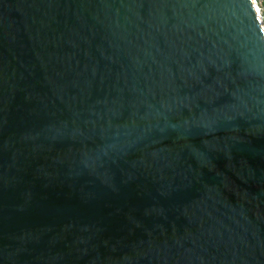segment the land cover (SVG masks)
Masks as SVG:
<instances>
[{
    "label": "water",
    "instance_id": "95a60500",
    "mask_svg": "<svg viewBox=\"0 0 264 264\" xmlns=\"http://www.w3.org/2000/svg\"><path fill=\"white\" fill-rule=\"evenodd\" d=\"M0 264H264L253 0H0Z\"/></svg>",
    "mask_w": 264,
    "mask_h": 264
},
{
    "label": "built area",
    "instance_id": "2783aa9c",
    "mask_svg": "<svg viewBox=\"0 0 264 264\" xmlns=\"http://www.w3.org/2000/svg\"><path fill=\"white\" fill-rule=\"evenodd\" d=\"M253 9L258 17L259 25L264 35V0H253Z\"/></svg>",
    "mask_w": 264,
    "mask_h": 264
}]
</instances>
